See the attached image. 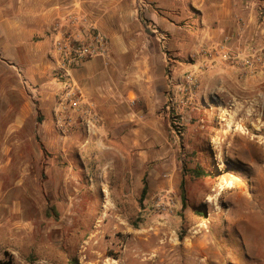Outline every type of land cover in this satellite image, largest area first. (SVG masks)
<instances>
[{
    "label": "rangeland",
    "instance_id": "374dc122",
    "mask_svg": "<svg viewBox=\"0 0 264 264\" xmlns=\"http://www.w3.org/2000/svg\"><path fill=\"white\" fill-rule=\"evenodd\" d=\"M128 1L142 18L146 0ZM130 35L137 48V36ZM156 36L151 44L163 53L168 75L156 108L160 123L153 125L164 139L150 155L140 157L130 140L147 132L150 115L144 116L142 100H133L129 121L121 124L126 150L120 161L109 160L103 152L111 135L103 127L90 137L81 129L59 135L54 117L43 125L39 112V120L37 96L16 75V90L3 101L19 112L31 96L32 113L11 132L12 118L3 119L0 106V264H216L244 243L258 254L241 264H264V80L247 83L234 71L227 84L209 90L204 81L216 71L174 75L167 37L158 29L151 33ZM5 68L0 59V81L7 78ZM187 73L195 75L197 88L182 91L178 85ZM171 145L181 168L172 187L171 177L161 176L167 174L164 164L171 167ZM195 168L207 177L192 176ZM163 180L169 185L162 186ZM51 206L57 218L46 216ZM238 223L248 224L249 237L242 238Z\"/></svg>",
    "mask_w": 264,
    "mask_h": 264
},
{
    "label": "crops",
    "instance_id": "0c3cea01",
    "mask_svg": "<svg viewBox=\"0 0 264 264\" xmlns=\"http://www.w3.org/2000/svg\"><path fill=\"white\" fill-rule=\"evenodd\" d=\"M143 6L142 18H137L128 0H0V59L6 66L3 75H7L0 81V106L7 113L2 112V118H12L7 121L13 125L8 130L14 131L16 125L25 123L32 113L31 96L19 112L15 104L3 101L6 94L15 92L16 75L37 96L43 125L49 123V119L53 121L55 110L59 109L57 96L62 85L57 79L59 61L50 32L54 21L64 14L87 13L110 42L108 63L94 58L71 71V79L94 104L102 119L103 133L111 135L109 140L106 137L109 150L103 152V158L109 160L119 159L118 155L126 150L125 138L119 130L121 124L129 121V106L134 99L142 100L151 109L144 114L150 115L146 119L147 132H135L130 138L134 152L140 157L150 155L151 148L164 139L162 133L153 130V125L157 128L160 123L156 108L162 103L160 93L167 87L168 69L159 47L151 44L158 42L157 36L152 38L151 33H157L158 29L167 37L174 75L182 71H202L199 69L204 61L201 53L226 38L228 46L238 51L250 40L264 36V0H146ZM149 27L156 30L148 31ZM131 33L137 36V48L132 46ZM206 71H216L209 72L204 81V86L211 90L227 84L231 74L238 70L226 63H216ZM257 78L264 80V72L244 80L250 83ZM42 131L45 136L49 135L46 127ZM60 151H64L63 147ZM156 151L162 152L161 149ZM177 159L171 145V167L164 164L167 174H160L164 179L171 177V187L172 181L180 177ZM164 185L168 186L169 181L163 180ZM237 226L242 238L249 237L248 224L238 223ZM244 244L245 247L233 251L231 257L223 258L221 254L215 263L241 264L257 260L258 249ZM260 254L264 263V252Z\"/></svg>",
    "mask_w": 264,
    "mask_h": 264
},
{
    "label": "built area",
    "instance_id": "2783aa9c",
    "mask_svg": "<svg viewBox=\"0 0 264 264\" xmlns=\"http://www.w3.org/2000/svg\"><path fill=\"white\" fill-rule=\"evenodd\" d=\"M50 38L59 61L57 79L62 85L57 96L59 109L54 113L55 128L62 136L77 129L84 131L88 137L95 135L102 127V119L94 104L71 79V71L90 59L108 58L110 44L95 23L83 13H67L57 18L52 24ZM227 42L228 38L214 48L204 50L201 53L204 61L199 69L210 70L216 63H226L234 66L241 77L251 78L264 72V36L250 40L238 51H234ZM178 86L182 91L196 89L195 75L185 74L183 83ZM179 104L184 107L187 102L180 101ZM159 206L158 203L156 208ZM169 213L172 215V211Z\"/></svg>",
    "mask_w": 264,
    "mask_h": 264
},
{
    "label": "trees",
    "instance_id": "16d2710c",
    "mask_svg": "<svg viewBox=\"0 0 264 264\" xmlns=\"http://www.w3.org/2000/svg\"><path fill=\"white\" fill-rule=\"evenodd\" d=\"M39 112L40 111L37 109V117H38ZM38 118L41 121L40 115H39ZM37 142L39 143V140H37ZM39 145H40V148H39L40 156L41 157H44L46 151H45L44 147H42V144L41 143H39ZM42 166H43V163L41 162L40 163V173H41L42 179H44V176H43V167ZM191 175L194 176L195 178L207 177V173H205L204 171H200L197 168H195L193 171H191ZM183 187H184V181L182 180L181 183H180L181 191H183ZM40 188H41L42 194H44V190H43L42 186H40ZM146 192H147V186H146V184H144L143 185V188H142V191H141V198H140V200H142L145 197ZM182 201L184 202V197H182ZM46 216L47 217L53 216V217L57 218V213H55V209H54L53 206H51V207H49L47 209Z\"/></svg>",
    "mask_w": 264,
    "mask_h": 264
}]
</instances>
